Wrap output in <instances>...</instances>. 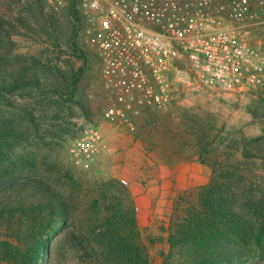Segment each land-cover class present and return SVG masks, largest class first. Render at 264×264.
Instances as JSON below:
<instances>
[{"label":"trees","instance_id":"obj_1","mask_svg":"<svg viewBox=\"0 0 264 264\" xmlns=\"http://www.w3.org/2000/svg\"><path fill=\"white\" fill-rule=\"evenodd\" d=\"M79 1L65 0L61 8L71 27L60 23V12L46 0H9L13 8L0 12V264H46L67 248L78 264H152L130 190L120 179L89 183L63 173L64 191L26 176L34 159L24 142L42 139L48 115L59 120L69 112L68 102L85 109L76 97L82 68L66 71L59 63L13 53L11 37L44 36L53 49L66 46L84 61ZM60 124L51 137L63 129ZM200 129L198 160L211 175L175 201L160 264H264V128L227 139L219 154L217 141ZM249 161L262 169H249Z\"/></svg>","mask_w":264,"mask_h":264},{"label":"built area","instance_id":"obj_2","mask_svg":"<svg viewBox=\"0 0 264 264\" xmlns=\"http://www.w3.org/2000/svg\"><path fill=\"white\" fill-rule=\"evenodd\" d=\"M46 1L54 10L65 2ZM79 8L112 101L102 115L117 129L135 132L144 109L169 106L172 70L192 89L264 88V43L248 40L264 26V0H80ZM105 149L100 128L89 125L71 151L88 167Z\"/></svg>","mask_w":264,"mask_h":264},{"label":"rangeland","instance_id":"obj_3","mask_svg":"<svg viewBox=\"0 0 264 264\" xmlns=\"http://www.w3.org/2000/svg\"><path fill=\"white\" fill-rule=\"evenodd\" d=\"M23 1L17 0L15 4H21ZM11 8H13V5L9 3V0L0 3V12L4 14L9 13ZM16 8L14 7V10ZM62 10H58L60 12V23L65 27H71V16L64 10L62 13ZM78 35L85 50L84 61L73 55L66 46L61 47V52L53 49L44 36L38 37V40H33L25 35H13L11 37L17 43L13 53L35 55L40 57L42 61L59 63L61 69L66 71L70 68H82L77 84L76 97L80 99L85 109L74 104V102H68V105H70L69 112H63L59 120H54L50 117V114L48 115L47 121L43 123L39 130L42 139L32 138L23 144L29 157L34 159V162L27 168L26 176L29 179L36 180L42 178L50 182L54 188L57 187L64 191L67 187L64 185L66 181L61 178L63 173L75 177L81 175L82 179L89 183L93 179L114 178L109 174L111 173L109 172L111 171L110 166H107L104 171L98 170V164L100 163L98 156L105 153L109 148L107 142L106 149L97 154L88 167L77 163L71 151L74 141L83 129L89 125H97L100 128L102 123L106 122L102 115L103 109L112 103L107 92L101 86L100 62L99 58L97 59L92 38L86 31L85 21L79 27ZM248 40L252 43H264V26L251 30L248 34ZM177 66L184 68L186 64L183 61ZM171 74L175 81V90L167 108L163 110L148 108L149 110L144 112L140 119L144 125L142 124V127L140 126L135 132L126 129H106L110 142L113 141L114 144H117L113 147L115 153L134 146V140L125 136L139 137L140 141H144L147 147H165V149L171 151L185 147L188 152L198 153L196 133L201 130L200 127H203V131L208 135V138L217 141V154H219L220 151L224 150L227 139H238L242 134L254 136L261 133L264 128V88L233 91L201 87L192 89L186 86L184 78L177 70H172ZM75 99L73 101H76ZM24 101L29 102L31 100H23L22 102ZM31 107L33 105H29V108ZM11 110L13 111V109ZM70 114L72 116H69ZM48 120L50 121V127H48ZM59 122L63 129L57 130L58 136L51 137L50 130L57 129ZM112 128L115 127L112 126ZM112 154L109 155L112 156ZM114 157L118 160L113 161V163H122L123 160L130 164L135 162L133 155L126 157L124 154L119 153L115 154ZM120 157L125 158L121 159ZM248 163L249 169H262L260 163L252 161ZM207 168L209 169L207 171L209 179L212 169L209 166ZM125 185L128 187L126 183ZM182 193L176 196L169 208L167 230L162 224L158 223L160 234L153 231L148 232L149 227H143L142 231H139L141 240L148 247L152 264H160L161 253H166L168 250L167 238L170 218L175 201ZM166 232L167 235H164ZM71 256L70 250L67 248L64 253L55 258L53 257L47 263L78 264V262L71 259Z\"/></svg>","mask_w":264,"mask_h":264},{"label":"crops","instance_id":"obj_4","mask_svg":"<svg viewBox=\"0 0 264 264\" xmlns=\"http://www.w3.org/2000/svg\"><path fill=\"white\" fill-rule=\"evenodd\" d=\"M148 110L144 109L135 118L137 129L142 127L140 119ZM106 129L117 130L108 122H103L100 126L103 139L109 144V148L98 156V170L104 171L110 166L111 171L107 170L111 172L110 176L117 177L128 185L136 206L139 231H142L143 227H149L148 232L160 234L158 223L167 230L169 208L176 196L186 189L205 184L208 181L209 169L199 162L196 152H188L185 147L172 151L165 147H147L146 143L136 136H125L134 140V146L115 153L113 147L117 144L110 142ZM110 153H113L112 156ZM119 153L126 157L133 155L135 162L130 164L123 160L122 163H113L118 160L114 155ZM164 235H167V232Z\"/></svg>","mask_w":264,"mask_h":264}]
</instances>
